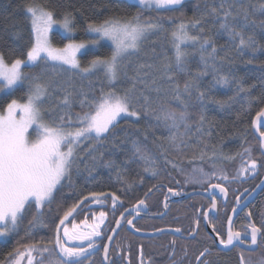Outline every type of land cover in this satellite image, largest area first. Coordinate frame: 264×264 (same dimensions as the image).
Masks as SVG:
<instances>
[{
  "label": "snow or ice",
  "instance_id": "snow-or-ice-1",
  "mask_svg": "<svg viewBox=\"0 0 264 264\" xmlns=\"http://www.w3.org/2000/svg\"><path fill=\"white\" fill-rule=\"evenodd\" d=\"M184 5L185 0H135L134 5H129L136 7L137 11L134 14L111 15L98 22H88L84 32L89 38L80 42L72 39L75 31L73 12L66 9L58 12L57 8L35 3L34 0L24 5L25 16L31 26L32 39L26 51L21 50L23 58H15L8 62L4 53L0 52V92L14 90L17 86L27 83L26 98L22 101L12 99L0 111V238L18 234L20 225L29 214L31 219L28 220L26 230L28 236H32V229L37 226L49 228L50 224L44 221V209L51 210L50 206L65 183L69 186L74 185V175L78 176L82 171H87L91 176L92 169L103 162L106 142L111 143L113 148L117 147L121 142L119 134L123 131L119 127L121 117L134 118L133 123L144 117H152L156 124L150 126H163L169 132V135L163 138L164 142L170 148L180 151L184 147L192 146L185 138L187 132L191 131L187 107L193 92H196L201 109L199 120L195 122L196 133L198 136H212L210 123L208 131H204L206 93L200 90V81L209 74V69L212 70L214 80L210 88L215 85L228 87L229 77L218 73L216 62L223 48L218 49L213 36L205 34L203 24L210 18L213 27L216 28V34L227 35L229 46L239 54L243 55L246 51L250 53L246 63L252 64L258 52L264 53V45L260 44L254 35H245V30L255 31L259 28L264 33V19H260L259 22L255 19L257 14L264 17V0L259 2L219 0L218 4L206 2L199 18L181 20L179 23H176L172 16L165 15L169 12H180ZM75 11L81 12V9ZM152 13L159 15L153 17ZM165 23L173 25L170 44L174 49V58L167 55L161 57L155 47L156 41H152L150 50L144 52L146 59L133 62L131 57L144 51L141 48L142 44L151 37L167 31ZM54 26H58L67 34L69 43L63 47H54L49 39V32ZM192 30H198V33L192 35L190 34ZM102 40H108L112 44L108 56L92 52ZM188 46L196 50L193 55H199L203 70L191 74L181 87L176 75L188 72L187 58L190 55L186 50ZM77 53L85 56L92 54L93 58L82 67ZM219 59L223 63L227 55ZM25 68H28L29 72H25ZM37 68L40 71L34 72L33 70ZM258 70L261 73V82L264 83V62L259 64ZM97 72L101 74L103 81L112 86L107 91L101 87L99 96H96L91 83L88 91L83 87L79 90L75 88L73 76L84 79L85 75ZM65 74H68L67 78L60 79ZM121 79L130 84L122 93L114 87ZM234 83L237 91L234 97L229 98L230 100L234 101L243 93L249 107L253 101L264 103V92L261 97H251V86L245 88L239 80ZM89 92L93 95L89 96ZM170 101L177 102L182 110L170 109L167 106ZM208 102L216 103L220 108L227 103ZM45 103H49L51 107L44 109ZM74 106H78L80 111L73 114ZM46 113L51 117L47 121L44 118ZM251 123L258 134L259 147L262 150L260 155L264 157L262 130L264 107L256 112ZM182 125L185 133H179ZM29 129H33L35 138H31L33 133H30ZM147 138L146 134L144 139ZM197 143L204 141L198 139ZM134 147L135 155L145 161L148 165L145 171H149L155 161L139 146ZM158 147L163 149V144ZM245 154L249 159L239 168L238 176L254 174L260 166L257 160L251 158V148H244L243 152L237 153L242 158ZM205 157L207 153L201 150L199 159L204 160ZM216 157L217 153L213 151L207 158L215 160ZM165 159L173 168H177L174 162L167 160V157ZM222 159L234 160L235 156H224ZM103 163L105 167L112 166L111 161ZM213 166L215 167V164ZM192 172L194 175L198 174V182L208 183L212 195L211 209H216L215 190L219 189V192L227 197L228 189L221 183H210V180L214 177L218 181H228V175L223 170L219 173L216 171L206 173L201 167H193ZM152 174L155 176L157 172L152 170ZM203 177L208 179L201 181L200 178ZM262 185L264 181L256 187L264 191ZM169 191L172 189L169 188ZM255 191V188L251 192L245 189L236 196L232 212L236 214L242 211L243 207L247 206L243 201ZM109 195L112 200V211L115 212L119 200L116 194L92 192L74 202L62 215L50 221L54 224V230L46 241L36 240L24 244L23 249H14L8 253L5 264H93L92 256L98 250L96 238L101 237L105 231L103 226L107 212L100 211L98 215L93 212L92 223H89L86 217L80 224L73 220L69 228L67 222L74 214L83 211L89 201L103 206ZM173 195L179 193L173 192ZM141 206H145L143 199L138 201L133 211H138ZM203 216L208 220L210 212H203ZM123 217L124 213H121V218ZM247 219L249 222L243 225V231L233 230L232 216L228 217L226 232L218 230L215 224L209 222L208 226L215 233V236H209V239L213 244L218 240L223 250L228 251L245 245L249 236V246L257 245L264 239V212L261 213L259 227L252 221L251 212L247 214ZM128 224L132 225L133 221L129 220ZM120 226L121 220H116V228H112L111 231L115 233ZM107 239L111 241L113 236L109 235ZM109 251L110 245L104 244V264H116L110 259ZM208 252L209 249L205 248L199 253L196 257L197 264H210L209 261L202 259ZM240 264H246L243 252L240 254Z\"/></svg>",
  "mask_w": 264,
  "mask_h": 264
},
{
  "label": "trees",
  "instance_id": "trees-1",
  "mask_svg": "<svg viewBox=\"0 0 264 264\" xmlns=\"http://www.w3.org/2000/svg\"><path fill=\"white\" fill-rule=\"evenodd\" d=\"M29 2L31 0H0V52L4 53L8 62L15 58H23L21 57V50L26 51L29 41L32 39L30 35V22L26 19L24 12V5ZM34 2L47 5L50 8L55 7L58 12L62 9L73 12L75 16L73 21L75 25L73 40L75 41L87 40L89 38L84 32L88 22H98L111 15H130L137 11L136 7L129 6L134 5V3L127 0H34ZM206 2L218 4L219 0H185V5L180 12H169L165 13V15L172 16L176 20V23H179L181 20L196 19L199 18ZM253 2H259V0H253ZM58 5L60 7H57ZM75 9H81L83 14L81 15V12L75 11ZM151 15L156 17L159 13H152ZM255 19L259 22L264 17L257 14ZM203 27L205 34L213 36L216 47L218 49L223 48V51L219 52L216 67L219 75H227L229 77L228 87L215 85L210 88L209 86L214 84V80L212 70L209 69V74L200 81V90L206 93L205 110L203 112L206 117L204 131H208V124L210 123L212 125V136H198L196 133L195 122L199 120L201 115L200 102L196 99V92H193L187 107V111L190 114L188 123L191 125V131L187 132L185 138L189 140L192 146L184 147L180 151L170 148L164 142L163 138L167 137L169 132L163 126H150V124H156V121L152 117H144L135 123H133L134 119H120L119 127L123 129L119 134V141L121 142L115 148L112 147L111 143L106 142L105 149H103V162L111 161L112 166L105 167L104 163L101 162L92 169L91 176H89V172L82 171L80 175L73 176L74 185L69 186L65 183L50 206L51 210L49 211L48 208L44 209V221L50 224L49 228L37 226L32 229V236H28L26 230L31 215H27L20 225L18 234L11 235L5 242H0V264H5L9 252H13L16 248L23 249L24 244L41 239L46 241L52 236V230H54V224H51L50 221L56 219L58 215H62L63 211L74 202L88 196L92 192L114 193L119 197L118 203L120 205L129 206L136 203L151 187L158 183L170 184L174 181L182 183L197 181L198 174H193V167H201L206 173H209L210 167H214L213 164H215V167L233 165L240 158L237 153L243 152L244 148H251V156L255 155L257 142L251 130V122L256 112L261 107H264V103L253 101L252 106L249 107L248 100L244 99L243 93L234 101L229 98L236 95L237 88L234 83L236 80H239L245 88L251 86V97H261L262 92H264V83L261 82V73L258 70V66L261 62H264V53L258 52L254 62L247 64L246 61L250 58V53L246 51L245 54L241 55L232 49L229 46L227 35L216 34V28L213 27L210 18L203 24ZM165 28L167 29L166 32L151 37L149 41L141 45L144 51L132 56L133 62H136L138 59H146L144 52L150 50L152 41H156L155 47L161 57L167 55L169 58H173V49L170 44V32L173 29V25L165 23ZM197 33L198 30L190 32L192 35ZM245 35H254L257 41L264 45V33L259 28H256L255 31L245 30ZM49 39L54 47H63L68 40L55 30L51 31ZM186 50L190 54L187 58L188 72L176 75V80L181 87L190 78L191 74L203 70L199 55H193L196 50L191 46H188ZM92 52L100 56H108L111 53V48L101 43ZM226 55L227 59L221 63L219 58ZM92 58V54L87 56L81 54L78 57L82 67ZM24 71L29 72V69L25 68ZM33 71L39 72L40 69L37 68ZM67 75L65 74L60 79H66ZM73 83L77 90L83 87L85 91L89 90L91 83L96 96H99L101 87L105 91L109 87H112L102 80L99 72L85 75L84 79L73 76ZM129 86L130 84L123 79L118 80L114 85L115 89L120 93ZM69 90L71 91L72 89L70 88ZM26 92L27 83L1 94L0 111L12 99L22 101L23 98H26ZM91 95L93 93L89 92V96ZM152 95L155 96L154 93ZM208 101H227V103L223 108H220L218 104L209 103ZM167 106L172 110H182L175 101H170ZM50 107L49 103L43 105L44 109H49ZM77 111H80L79 107L74 106L72 109L73 114ZM44 118L47 121L51 117L46 113ZM179 133H185L183 125L179 129ZM146 134L147 140L144 139ZM198 139L203 140L204 143L198 144ZM160 144H163V149L158 147ZM134 145L146 151L148 156L155 161V164L150 167L149 171H145V167L148 166L145 161L135 155ZM201 150L207 153V157H210L213 151H215L217 157L215 160H209L207 157L204 160H200ZM224 156H235V159L224 160L222 159ZM165 157H167V160L174 162L177 168H173L170 163H167ZM81 168L83 169V165H81ZM152 170H155L157 175L153 176ZM205 178L200 179L205 180ZM108 197L111 196L109 195ZM90 204L92 205L89 201L85 206ZM224 262L236 264V260L230 255L225 258ZM221 263L223 262L221 261Z\"/></svg>",
  "mask_w": 264,
  "mask_h": 264
},
{
  "label": "flooded vegetation",
  "instance_id": "flooded-vegetation-1",
  "mask_svg": "<svg viewBox=\"0 0 264 264\" xmlns=\"http://www.w3.org/2000/svg\"><path fill=\"white\" fill-rule=\"evenodd\" d=\"M264 130V129H262ZM254 136V135H253ZM257 142V150L252 159L257 160L258 171L254 174H245L238 176V170L242 164L249 159L248 156H240L232 165H223L222 167H210L209 173L223 170L229 177L228 181H218L214 177L210 183H221L228 189V196L225 197L216 189L217 207L211 209L212 195L206 182H186L174 181L173 183H158L157 188L151 190V193L145 198V211H133L134 204L125 206L117 201V209L112 211V200L108 197L103 206L90 204L84 206L83 211L70 217L67 224L71 228L73 220L80 224L86 217L89 223H92V213L97 215L100 211L107 212V219L103 226L105 231L101 237L96 238L97 251L92 256L93 264H104L103 245H110V259L116 264H197L196 257L205 248L209 252L203 257L210 264H227L224 262L229 255L240 264V254L243 252L246 264H262L264 261V239H261L257 245L249 246L250 236L245 245L234 247L230 251L223 250L217 240L215 244L209 239V236H215L209 227V222L215 224L216 228L226 232L228 228V217L233 216L232 208L235 206V197L248 189L257 190V185L264 181V157L260 155L259 140L254 136ZM233 177H236L233 179ZM208 178L206 177L205 180ZM203 181V180H201ZM153 186V187H154ZM151 187V189L153 188ZM169 188L172 191H169ZM264 188V185H262ZM178 192L179 195H173ZM189 194V195H188ZM188 195V196H185ZM144 196V195H143ZM167 197V199H165ZM169 199H173L169 201ZM246 207L238 211L233 217V230L243 231V225L249 221L247 214L252 213V221L259 227L261 225V213L264 212V191L258 188L257 192L252 193L247 200L243 201ZM166 205V206H165ZM124 217L121 218V213ZM210 212L208 220L204 219L203 212ZM116 220H121V226L117 229L113 239L108 243L107 237L111 234ZM133 224L129 225L128 221ZM199 222V223H198ZM179 229V231H177ZM138 230V231H137ZM138 233L152 234L153 236H139ZM221 261L223 263H221Z\"/></svg>",
  "mask_w": 264,
  "mask_h": 264
},
{
  "label": "rangeland",
  "instance_id": "rangeland-1",
  "mask_svg": "<svg viewBox=\"0 0 264 264\" xmlns=\"http://www.w3.org/2000/svg\"><path fill=\"white\" fill-rule=\"evenodd\" d=\"M127 1L132 2V3L135 4V0H127ZM53 30L58 31L62 36L67 37V34L64 33L63 30L60 29L58 26H54ZM53 30H52V31H53ZM50 33H51V31L49 32V37H50ZM73 35H74V33L72 34V39H73ZM87 35H88V34H87ZM76 42H80V41H76ZM67 43H69V39L67 40L66 44H67ZM101 43L108 45V46L111 48V50H112V44H111L110 41H108V40H102V41L100 42V44H101ZM98 46H99V45H97L95 49H97ZM182 47H183V46H182ZM95 49H92V50H95ZM172 49H173V48H172ZM83 51H84V50H82V52H83ZM80 55H81V53H77V58H78ZM173 58H174V49H173ZM64 67H67V66H64ZM73 71H75V70H73ZM9 91H10V90H5V91H3V92H0V95L3 94V93L9 92ZM123 118H125V117H121L120 119H123ZM129 119H134V118H129ZM29 132H30V133H33V135H32L31 138H35V134H34V132H33V129H29ZM9 237H10V236H9ZM9 237L0 238V242H5V241H7V240L9 239Z\"/></svg>",
  "mask_w": 264,
  "mask_h": 264
},
{
  "label": "water",
  "instance_id": "water-1",
  "mask_svg": "<svg viewBox=\"0 0 264 264\" xmlns=\"http://www.w3.org/2000/svg\"><path fill=\"white\" fill-rule=\"evenodd\" d=\"M255 117V116H254ZM251 130H252V133H253V135L254 136H256L257 138H258V134L255 132V130L252 128V124H251ZM155 188H157V186H155V187H153L151 190H153V189H155ZM257 190H258V188H257ZM257 190L254 192V194L257 192ZM151 193V191H148L143 197H142V199L143 200H145V198L149 195ZM189 195V194H188ZM188 195H185V196H188ZM171 200H173V199H169V201H171ZM137 204H135V206H136ZM134 206V207H135ZM134 207L132 208V210L134 209ZM139 210L140 211H145V208H144V206H141L140 208H139ZM131 211H127L126 213H124V214H128V213H130ZM234 215L235 214H233V216L232 217H234ZM114 228H116V224H115V226H114ZM117 232V231H116ZM115 232V233H116ZM136 235H139V236H153V235H156L157 233H152V234H146V233H138V232H135V231H133ZM115 233H113V232H111V234L110 235H112L113 237H114V235H115ZM109 242H111V241H109L108 240V243Z\"/></svg>",
  "mask_w": 264,
  "mask_h": 264
}]
</instances>
